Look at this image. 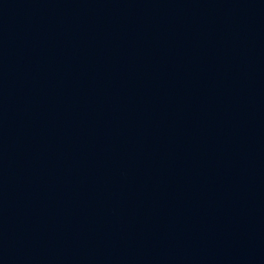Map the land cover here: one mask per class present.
Wrapping results in <instances>:
<instances>
[{"label":"water","instance_id":"1","mask_svg":"<svg viewBox=\"0 0 264 264\" xmlns=\"http://www.w3.org/2000/svg\"><path fill=\"white\" fill-rule=\"evenodd\" d=\"M0 264H264V0H0Z\"/></svg>","mask_w":264,"mask_h":264}]
</instances>
